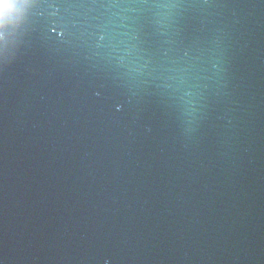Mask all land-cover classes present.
Segmentation results:
<instances>
[{"label":"water","instance_id":"obj_1","mask_svg":"<svg viewBox=\"0 0 264 264\" xmlns=\"http://www.w3.org/2000/svg\"><path fill=\"white\" fill-rule=\"evenodd\" d=\"M45 264H264V0H178Z\"/></svg>","mask_w":264,"mask_h":264},{"label":"clouds","instance_id":"obj_2","mask_svg":"<svg viewBox=\"0 0 264 264\" xmlns=\"http://www.w3.org/2000/svg\"><path fill=\"white\" fill-rule=\"evenodd\" d=\"M34 0H0V32L7 39L11 32H16L24 28V24L34 8ZM7 48L0 49V68H7L14 61Z\"/></svg>","mask_w":264,"mask_h":264},{"label":"snow or ice","instance_id":"obj_3","mask_svg":"<svg viewBox=\"0 0 264 264\" xmlns=\"http://www.w3.org/2000/svg\"><path fill=\"white\" fill-rule=\"evenodd\" d=\"M121 2H128V0H92L93 6H100V7H108L113 5H118ZM145 3H147V0H145ZM41 0H34V3L32 4V7L35 9L37 7H41ZM165 6H172V5H165ZM32 21V14H30L24 24V28H28L31 25ZM53 31H56V28L52 29ZM63 35V33H61ZM98 39L103 41L105 39V36L103 33L98 35ZM187 53H185L186 55ZM3 68H0L2 70Z\"/></svg>","mask_w":264,"mask_h":264}]
</instances>
